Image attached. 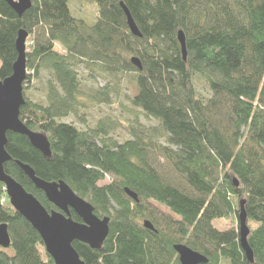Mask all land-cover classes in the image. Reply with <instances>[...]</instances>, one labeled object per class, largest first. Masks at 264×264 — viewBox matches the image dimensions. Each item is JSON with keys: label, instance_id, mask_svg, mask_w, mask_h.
<instances>
[{"label": "trees", "instance_id": "trees-1", "mask_svg": "<svg viewBox=\"0 0 264 264\" xmlns=\"http://www.w3.org/2000/svg\"><path fill=\"white\" fill-rule=\"evenodd\" d=\"M75 1L32 0L20 16L0 0V82L13 74L24 30L20 119L45 134L52 151L46 158L27 136L8 132L5 172L48 212L58 209L18 163L46 182H65L99 218L111 219L101 249L73 243L86 264H181L180 244L207 264H264V0H80L77 11ZM84 4L95 7L96 18L82 16ZM43 74L45 103L32 102L26 89ZM123 82L125 140L115 137L120 119L108 115L89 129L65 122L88 106L85 100L112 107ZM86 83L92 87L84 98ZM5 196L0 183V225L11 238L10 248L0 247V264H55L30 222L2 203ZM241 201L253 263L240 244Z\"/></svg>", "mask_w": 264, "mask_h": 264}, {"label": "water", "instance_id": "water-1", "mask_svg": "<svg viewBox=\"0 0 264 264\" xmlns=\"http://www.w3.org/2000/svg\"><path fill=\"white\" fill-rule=\"evenodd\" d=\"M6 2L20 16L32 7V0H6ZM121 7L127 17L132 34L141 37L142 34L131 12L124 3H121ZM27 39L28 33L21 30L16 42L18 59L13 66V74L0 82V183L5 185V192L11 206L40 234L46 252L52 257L55 264H86L73 243L78 241L89 245L92 249H101L109 236L111 219L109 217L99 218L95 214L92 204L79 197L65 182H46L38 178L30 166L18 163L36 188L42 191L47 200L58 209V211L48 212L33 194L28 193L20 183L5 172L4 165L12 160L6 150L8 132L27 136L31 144L46 158H52L48 137L41 132L31 131L20 119L21 108L26 102L24 84L27 79ZM178 40L183 59L186 60L188 52L186 36L183 31L178 33ZM132 63L142 69L139 59L132 58ZM234 183L236 186L239 185L236 179H234ZM126 192L131 198L138 201L136 193L129 189H126ZM244 204L245 201L240 202L238 216L240 244L247 259L253 263L254 251L248 239L250 228ZM71 210L80 217L82 222H77L72 218ZM144 226L154 230L150 221H145ZM0 247L3 249L11 247V238L6 224L0 225ZM175 250L181 264H207L209 261L207 257L186 245H176Z\"/></svg>", "mask_w": 264, "mask_h": 264}, {"label": "rangeland", "instance_id": "rangeland-1", "mask_svg": "<svg viewBox=\"0 0 264 264\" xmlns=\"http://www.w3.org/2000/svg\"><path fill=\"white\" fill-rule=\"evenodd\" d=\"M80 2H81L80 0L75 1L74 7L76 11L80 10L78 7ZM81 14L82 16L86 15L90 20H93L97 16V10L95 9L94 6H92V4H84ZM0 67H1V62H0ZM45 80H46V75L43 74L38 81H35L33 83V86L27 87L26 97L29 98V100H31L32 102L45 103V99H46V92L44 89ZM103 82L105 83V81L97 80L98 86L101 87L103 85ZM126 85L127 84L123 82L121 86H124L123 88H126L127 93L122 88L121 94L123 97H121L120 99H116V102L112 107L100 103L92 104L88 100H85V104H88V106L85 108L84 107L78 108L79 109L78 114H73L72 116L66 118L65 122L73 123L74 125L83 129H89L92 128L98 120L107 117L108 115L110 118L114 120L120 119L121 129L115 134V137H117L119 140H125L127 138V135L124 132V129L126 128L125 121L123 120V118L120 117L124 113L120 106L121 104H124V106L126 107L129 106V102L127 100V97L125 96L128 94ZM91 87L92 86H90L89 83L83 85V90L85 92V94L83 95L84 98L87 96V94L88 95L90 94ZM214 223L218 228L223 229L220 227V222H214ZM221 223H223L222 226L228 228L226 227L228 226L227 222H221Z\"/></svg>", "mask_w": 264, "mask_h": 264}, {"label": "built area", "instance_id": "built-area-1", "mask_svg": "<svg viewBox=\"0 0 264 264\" xmlns=\"http://www.w3.org/2000/svg\"><path fill=\"white\" fill-rule=\"evenodd\" d=\"M7 202V197L5 196L3 199H2V203H6Z\"/></svg>", "mask_w": 264, "mask_h": 264}]
</instances>
